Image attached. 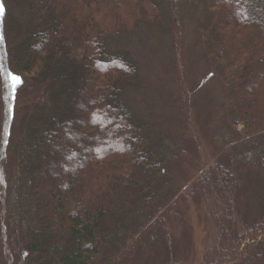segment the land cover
Masks as SVG:
<instances>
[{"label": "trees", "instance_id": "obj_1", "mask_svg": "<svg viewBox=\"0 0 264 264\" xmlns=\"http://www.w3.org/2000/svg\"><path fill=\"white\" fill-rule=\"evenodd\" d=\"M197 3L204 59L228 90L224 121L233 147L245 154V173L264 175V0ZM0 5V264H128L151 234L166 231L174 199L160 195L163 147L151 145L145 124L132 122L121 96L136 83V64L106 54L105 44L167 18L179 68L180 0ZM10 74L21 79L15 88ZM208 178L225 191L215 215L232 219L212 216L222 235L233 225L235 180L217 161ZM236 238L242 251L225 264H264V216Z\"/></svg>", "mask_w": 264, "mask_h": 264}, {"label": "rangeland", "instance_id": "obj_2", "mask_svg": "<svg viewBox=\"0 0 264 264\" xmlns=\"http://www.w3.org/2000/svg\"><path fill=\"white\" fill-rule=\"evenodd\" d=\"M180 13L183 31L179 68L175 66L167 18L119 38L110 37L105 44L106 54L122 53L136 64V83L124 86L121 96L132 122L145 124L148 135L153 134L151 145L163 147L166 160L160 195L174 199L170 220L164 225L166 231L151 234L145 249L128 264H201L211 256L219 264L229 263L242 251L236 237L243 233L244 226L264 216V175L245 173V154L238 156L239 149L233 147L237 144L235 133L224 121L228 90L222 86V76L204 59L197 0H180ZM185 97L190 98L188 113L184 111ZM237 129H242V124ZM228 145L231 151L226 155ZM215 161L235 180L230 195L233 225L225 226L222 235L212 216L226 205L221 197L225 191L217 182L212 187L210 182L215 180L208 178ZM201 177L202 193L195 190ZM186 190H191L190 194ZM215 216L221 220L218 222L224 220ZM231 220L229 217L223 223Z\"/></svg>", "mask_w": 264, "mask_h": 264}, {"label": "snow or ice", "instance_id": "obj_3", "mask_svg": "<svg viewBox=\"0 0 264 264\" xmlns=\"http://www.w3.org/2000/svg\"><path fill=\"white\" fill-rule=\"evenodd\" d=\"M3 11H4L3 6L0 5V13H2ZM10 79H11L13 88H15L16 85L21 83V79L17 75L10 74Z\"/></svg>", "mask_w": 264, "mask_h": 264}]
</instances>
